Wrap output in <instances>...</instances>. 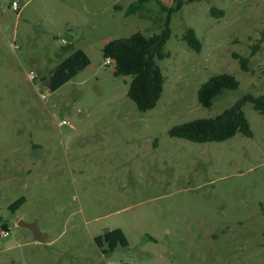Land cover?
<instances>
[{
    "label": "rangeland",
    "instance_id": "rangeland-1",
    "mask_svg": "<svg viewBox=\"0 0 264 264\" xmlns=\"http://www.w3.org/2000/svg\"><path fill=\"white\" fill-rule=\"evenodd\" d=\"M15 1L19 12L0 0V229L11 230L0 238V264H264V119L246 104L251 137L168 135L264 94V39L253 52L264 0H180L168 57L158 61L163 92L146 112L126 96L130 78L103 66L101 50L135 32L159 33L166 15L156 3L126 16L131 0ZM187 28L199 53L182 40ZM73 50L90 64L51 92L49 72ZM232 53L249 58V72ZM222 73L238 89L200 106L197 90ZM21 220L37 224L42 242ZM114 229L128 246L103 254L94 238Z\"/></svg>",
    "mask_w": 264,
    "mask_h": 264
},
{
    "label": "trees",
    "instance_id": "trees-1",
    "mask_svg": "<svg viewBox=\"0 0 264 264\" xmlns=\"http://www.w3.org/2000/svg\"><path fill=\"white\" fill-rule=\"evenodd\" d=\"M187 2H198L201 0H186ZM156 3L159 10L165 13V22L161 31L151 36H145L140 32H135L127 38L111 40L106 43L101 50L102 58H110L114 61L113 75L115 77H129L126 96L134 103L139 112H146L156 107L163 92L164 76L158 65L168 54L164 52V47L170 38V16L178 12L182 7V2L176 1L174 7L167 8L160 0H134L124 10V15L132 16L146 9L147 5ZM211 14L216 12L211 9ZM222 15V11H218ZM264 39V28L261 31L257 45L253 47V52L258 49ZM182 40L186 46L199 53L202 45L192 28H187L182 35ZM253 54V53H251ZM239 68L243 72H249V58L232 53ZM90 64L88 57L82 50H73L69 56L58 64L48 76L51 92L60 88L63 84L75 77L78 72L85 69ZM239 87L234 76L222 73L209 77L201 84L197 90V101L200 106L210 108L214 100L224 91H236ZM250 104L252 108L264 119V94L254 97L244 95L240 97L231 107L213 118H201L190 122L173 126L168 130V135L194 143L223 142L233 138L240 133L245 137H251L250 124L244 114L243 107ZM25 202L24 197H20L8 206L11 213H15ZM8 233V227L2 226V233ZM264 239V227L262 230ZM96 245L102 249L103 254L115 250L117 247H127L128 243L124 233L120 229L106 231L102 235L94 238ZM104 246L106 248L104 249Z\"/></svg>",
    "mask_w": 264,
    "mask_h": 264
},
{
    "label": "built area",
    "instance_id": "built-area-1",
    "mask_svg": "<svg viewBox=\"0 0 264 264\" xmlns=\"http://www.w3.org/2000/svg\"><path fill=\"white\" fill-rule=\"evenodd\" d=\"M11 8L15 12H19L20 11V8H19V6H18V4H17V2L15 0H11ZM62 44L66 45L67 43L65 41H62ZM103 66L104 67H111L113 69L114 68V61H112V59L107 57V58L103 59ZM29 78H30V80H35L36 77H35L34 73L30 72ZM40 97L42 99H45V94H41ZM67 124H68V122L66 120H61V122H60V125H67ZM8 233L3 232L1 235L3 237L5 235H7Z\"/></svg>",
    "mask_w": 264,
    "mask_h": 264
},
{
    "label": "water",
    "instance_id": "water-1",
    "mask_svg": "<svg viewBox=\"0 0 264 264\" xmlns=\"http://www.w3.org/2000/svg\"><path fill=\"white\" fill-rule=\"evenodd\" d=\"M49 85H50V83H49ZM18 226L30 230L34 235L35 240L38 242H42L43 236L40 233V231L38 230L37 224L35 222L27 223V222H24L21 220L18 222Z\"/></svg>",
    "mask_w": 264,
    "mask_h": 264
},
{
    "label": "crops",
    "instance_id": "crops-1",
    "mask_svg": "<svg viewBox=\"0 0 264 264\" xmlns=\"http://www.w3.org/2000/svg\"><path fill=\"white\" fill-rule=\"evenodd\" d=\"M133 1H134V0H133ZM133 1L131 0V3H132ZM129 4H130V3H129ZM129 4H128V5H129ZM123 13H124V11H123ZM69 54H70V52H67V53L65 54V56H64V60L69 56ZM54 68H55V67H54ZM54 68H52V70H53ZM52 70H51V71H52ZM51 71H50V72H51ZM50 72H49V73H50ZM48 84H49V83H48ZM10 231H11V230H10V228H9V233H10ZM3 237H4V236H3Z\"/></svg>",
    "mask_w": 264,
    "mask_h": 264
}]
</instances>
